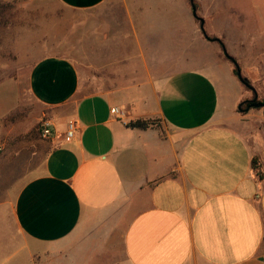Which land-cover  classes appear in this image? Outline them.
<instances>
[{
    "label": "crops",
    "instance_id": "1",
    "mask_svg": "<svg viewBox=\"0 0 264 264\" xmlns=\"http://www.w3.org/2000/svg\"><path fill=\"white\" fill-rule=\"evenodd\" d=\"M59 1L91 15V48L81 64L46 56L30 68L52 148L42 172L0 206V264H264V127L254 128L255 107L241 111L252 99L235 67L221 68V45L198 21L206 62L189 68L186 46L170 67L148 44L151 31L138 35L139 0ZM195 2L208 37L247 81L258 75L248 83L264 103V0ZM177 22L186 45V16ZM138 119L161 120L165 138L127 127Z\"/></svg>",
    "mask_w": 264,
    "mask_h": 264
},
{
    "label": "rangeland",
    "instance_id": "2",
    "mask_svg": "<svg viewBox=\"0 0 264 264\" xmlns=\"http://www.w3.org/2000/svg\"><path fill=\"white\" fill-rule=\"evenodd\" d=\"M159 2L139 0L145 13H140V39L151 31L148 44L157 53L162 51L168 55L170 67L175 59H182L180 53L183 54V47L187 46V66L198 67L205 60L198 58L199 22L191 15L190 0ZM148 3L155 5L148 7ZM185 16L187 22L186 25L182 23V30H186V45L181 43L184 36L181 24L177 22ZM91 19L89 13L67 8L59 0H0V206L12 204L26 182L42 172L46 156L52 148L51 138L45 139L41 134L43 122L51 119L49 111L29 92L30 68L46 56H63L81 64L85 49L91 48ZM189 19H193L194 26H189ZM168 22L172 23L171 26ZM94 25L98 26L97 23ZM163 27L166 37L155 31ZM206 30L204 27L207 33ZM218 55L222 61L219 63L225 64L221 68L230 67L231 70L235 67L223 52ZM241 74L247 76L243 71ZM253 74L248 79L251 85L258 77ZM234 81L242 87L247 99H253V93L237 75H234ZM261 100L258 96L257 101ZM246 109L247 106L243 105L241 111L244 113ZM248 114H254V128L264 127L260 123L264 116L262 108H251Z\"/></svg>",
    "mask_w": 264,
    "mask_h": 264
},
{
    "label": "water",
    "instance_id": "3",
    "mask_svg": "<svg viewBox=\"0 0 264 264\" xmlns=\"http://www.w3.org/2000/svg\"><path fill=\"white\" fill-rule=\"evenodd\" d=\"M190 2H191L192 16L196 20H198L200 22V30H201L203 36L205 37L206 40L216 41V42H218L221 45L225 57L227 59H229L234 64L235 69H236V75H237L238 79L240 80V82L245 87H247L249 90H251L253 92L254 97H253V99L251 101L254 102V103H253L252 107L262 108L263 109V113H264V103L263 102H257V100H258L257 93H256L255 89L248 83V81L242 76L241 70H240V67H239L238 63L227 53L226 48L224 47V45L222 44L221 41H219L218 39H211L210 37H208V35L204 31V20L202 18L198 17L197 8H196V5L194 3V0H190ZM249 108L250 107H247L246 110H248Z\"/></svg>",
    "mask_w": 264,
    "mask_h": 264
},
{
    "label": "trees",
    "instance_id": "4",
    "mask_svg": "<svg viewBox=\"0 0 264 264\" xmlns=\"http://www.w3.org/2000/svg\"><path fill=\"white\" fill-rule=\"evenodd\" d=\"M235 74H236V69H235ZM127 127L131 129H139V130H144V131L148 129H157L161 132V137L165 138L162 122L159 119H138V120L129 122L127 124ZM251 165H252V169L256 177L258 179H262L263 175L261 173L260 163L256 157L252 159Z\"/></svg>",
    "mask_w": 264,
    "mask_h": 264
},
{
    "label": "built area",
    "instance_id": "5",
    "mask_svg": "<svg viewBox=\"0 0 264 264\" xmlns=\"http://www.w3.org/2000/svg\"><path fill=\"white\" fill-rule=\"evenodd\" d=\"M112 112L115 115L118 116H123V111L120 110L119 108L115 107L112 109ZM54 132V125L51 122V120H45L42 124V129H41V134L42 137L45 139H49L52 137ZM75 132H76V123L73 121H70L67 125L65 134H64V141L69 142L75 137Z\"/></svg>",
    "mask_w": 264,
    "mask_h": 264
},
{
    "label": "flooded vegetation",
    "instance_id": "6",
    "mask_svg": "<svg viewBox=\"0 0 264 264\" xmlns=\"http://www.w3.org/2000/svg\"><path fill=\"white\" fill-rule=\"evenodd\" d=\"M253 103L254 102H252L251 100H247V101H245L242 105H245V106H247V107H251L252 105H253ZM241 109V108H240Z\"/></svg>",
    "mask_w": 264,
    "mask_h": 264
}]
</instances>
